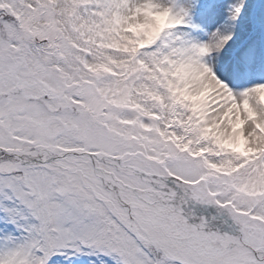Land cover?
Masks as SVG:
<instances>
[{
  "label": "snow or ice",
  "instance_id": "6c2138e0",
  "mask_svg": "<svg viewBox=\"0 0 264 264\" xmlns=\"http://www.w3.org/2000/svg\"><path fill=\"white\" fill-rule=\"evenodd\" d=\"M0 264H264V0H0Z\"/></svg>",
  "mask_w": 264,
  "mask_h": 264
},
{
  "label": "bare ground",
  "instance_id": "6f19581e",
  "mask_svg": "<svg viewBox=\"0 0 264 264\" xmlns=\"http://www.w3.org/2000/svg\"><path fill=\"white\" fill-rule=\"evenodd\" d=\"M207 214H214V209H205Z\"/></svg>",
  "mask_w": 264,
  "mask_h": 264
}]
</instances>
